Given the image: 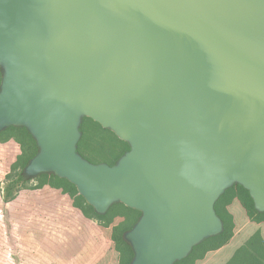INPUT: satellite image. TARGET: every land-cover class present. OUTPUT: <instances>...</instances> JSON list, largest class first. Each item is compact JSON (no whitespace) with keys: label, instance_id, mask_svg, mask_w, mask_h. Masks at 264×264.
Here are the masks:
<instances>
[{"label":"water","instance_id":"water-1","mask_svg":"<svg viewBox=\"0 0 264 264\" xmlns=\"http://www.w3.org/2000/svg\"><path fill=\"white\" fill-rule=\"evenodd\" d=\"M0 132L26 128L25 169L95 212H141L132 264H175L219 235L234 185L264 212V0H0ZM90 118L130 146L78 153Z\"/></svg>","mask_w":264,"mask_h":264},{"label":"rangeland","instance_id":"rangeland-1","mask_svg":"<svg viewBox=\"0 0 264 264\" xmlns=\"http://www.w3.org/2000/svg\"><path fill=\"white\" fill-rule=\"evenodd\" d=\"M20 153L14 140L0 143V264H118L111 232L123 217L106 227L73 207L61 190L43 187L37 179L4 203L7 175ZM227 210L232 239L194 264H264V223L251 219L238 199Z\"/></svg>","mask_w":264,"mask_h":264},{"label":"trees","instance_id":"trees-1","mask_svg":"<svg viewBox=\"0 0 264 264\" xmlns=\"http://www.w3.org/2000/svg\"><path fill=\"white\" fill-rule=\"evenodd\" d=\"M1 79L2 72L0 70V84ZM80 131L82 137L78 143V153L95 164L106 163L113 166L130 150L128 143L117 138L113 132L103 129L100 124L90 118L82 120ZM10 140H14L19 145L21 153L13 164L11 172L7 175L4 203L13 201L20 186L37 179L43 187L49 186L52 189L61 190L63 194L68 195L73 200V207L80 210L84 215H90L106 227L115 218L123 217V221L112 228L111 240L115 250L119 253L118 264H132L134 252L124 237L139 221L141 212L128 208L124 204H115L106 214L100 215L86 203L85 199L78 194L77 188L68 180L59 178L54 174H41L36 178L29 177L25 173V169L38 153L35 139L26 128L10 127L0 132V143H6ZM235 199L240 201L251 219L258 223H264V212L255 209L250 193L242 186L234 185L226 190L215 204V212L223 223L222 232L217 236L205 239L193 248L187 258L175 264H194L206 253L219 250L232 239L234 226L227 207Z\"/></svg>","mask_w":264,"mask_h":264}]
</instances>
